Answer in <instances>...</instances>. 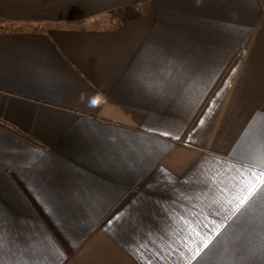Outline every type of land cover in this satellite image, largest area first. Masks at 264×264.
Wrapping results in <instances>:
<instances>
[{"label":"crops","instance_id":"crops-1","mask_svg":"<svg viewBox=\"0 0 264 264\" xmlns=\"http://www.w3.org/2000/svg\"><path fill=\"white\" fill-rule=\"evenodd\" d=\"M0 18V264H264V0Z\"/></svg>","mask_w":264,"mask_h":264},{"label":"trees","instance_id":"trees-1","mask_svg":"<svg viewBox=\"0 0 264 264\" xmlns=\"http://www.w3.org/2000/svg\"><path fill=\"white\" fill-rule=\"evenodd\" d=\"M10 23H12V21H10V20H5V19H1V18H0V29H4V28H6L7 26L10 25ZM229 63H230V62H229ZM218 80H219V78H218ZM218 80H217V81H218ZM195 115H196V114H195ZM195 115H194V117H195ZM194 117H193V118H194ZM0 126L6 128V129H8V130H10V131H12V132H14V133H16V134H19V135H22V136H23V134L20 133L17 129H15L14 127H12V126H10V125H8V124L2 122V121H0Z\"/></svg>","mask_w":264,"mask_h":264},{"label":"snow or ice","instance_id":"snow-or-ice-1","mask_svg":"<svg viewBox=\"0 0 264 264\" xmlns=\"http://www.w3.org/2000/svg\"><path fill=\"white\" fill-rule=\"evenodd\" d=\"M262 177H264V174H262ZM249 191L248 194L239 201L238 205H237V209H239L240 207H242L248 200L249 198L253 195V192L255 191V188L252 184L248 185Z\"/></svg>","mask_w":264,"mask_h":264}]
</instances>
